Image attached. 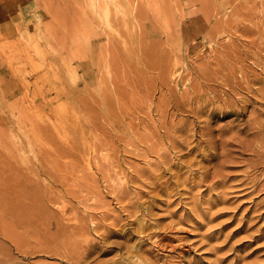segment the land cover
I'll use <instances>...</instances> for the list:
<instances>
[{"label": "rangeland", "instance_id": "1", "mask_svg": "<svg viewBox=\"0 0 264 264\" xmlns=\"http://www.w3.org/2000/svg\"><path fill=\"white\" fill-rule=\"evenodd\" d=\"M0 264H264V0H0Z\"/></svg>", "mask_w": 264, "mask_h": 264}, {"label": "bare ground", "instance_id": "2", "mask_svg": "<svg viewBox=\"0 0 264 264\" xmlns=\"http://www.w3.org/2000/svg\"><path fill=\"white\" fill-rule=\"evenodd\" d=\"M71 6H73V5H71ZM63 43V42H62ZM124 43V42H123ZM86 45V44H85ZM66 46V45H65ZM82 46H83V44H82ZM86 48V47H85ZM82 51V50H81ZM68 52V51H67ZM68 54V53H67ZM70 55V54H69ZM72 58V57H71ZM65 60V59H64ZM68 65V64H67ZM65 76V75H64ZM67 107V106H66ZM63 116V115H62ZM20 193V192H19ZM17 194H15V196H16ZM18 196V195H17ZM6 199V198H5ZM9 200V199H8ZM11 200V199H10ZM21 200V199H20ZM28 200V199H27ZM18 201H19V199H18ZM17 201V202H18ZM14 202H16V201H14ZM21 202V201H20ZM32 203V202H31ZM21 204V203H20ZM11 205V204H10ZM34 207V206H33ZM32 207V208H33ZM34 209V208H33ZM28 210V209H27ZM6 212V211H5ZM77 227H73V229H76Z\"/></svg>", "mask_w": 264, "mask_h": 264}]
</instances>
